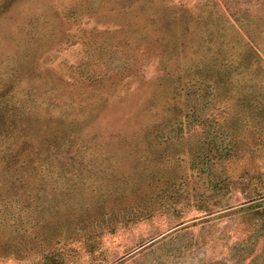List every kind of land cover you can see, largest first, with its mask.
Here are the masks:
<instances>
[{
	"label": "rangeland",
	"instance_id": "1",
	"mask_svg": "<svg viewBox=\"0 0 264 264\" xmlns=\"http://www.w3.org/2000/svg\"><path fill=\"white\" fill-rule=\"evenodd\" d=\"M256 203L264 0H0V264H264Z\"/></svg>",
	"mask_w": 264,
	"mask_h": 264
},
{
	"label": "trees",
	"instance_id": "2",
	"mask_svg": "<svg viewBox=\"0 0 264 264\" xmlns=\"http://www.w3.org/2000/svg\"><path fill=\"white\" fill-rule=\"evenodd\" d=\"M14 181L15 180H13V182ZM249 207H251L250 208V210H251L250 212L253 213L254 215H258V216H261L262 215V216H264V206H260V204H257L256 203V204H253V205H251ZM263 250H264V248H263Z\"/></svg>",
	"mask_w": 264,
	"mask_h": 264
}]
</instances>
